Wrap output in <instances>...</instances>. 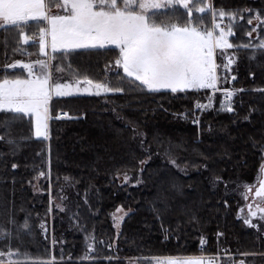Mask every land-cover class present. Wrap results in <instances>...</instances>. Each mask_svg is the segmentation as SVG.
Returning <instances> with one entry per match:
<instances>
[{
	"label": "trees",
	"instance_id": "trees-1",
	"mask_svg": "<svg viewBox=\"0 0 264 264\" xmlns=\"http://www.w3.org/2000/svg\"><path fill=\"white\" fill-rule=\"evenodd\" d=\"M211 2L217 9L264 14V0ZM157 12L158 22L166 16L186 22V13ZM194 16L196 24L210 27V12ZM248 18L240 12L235 21L229 19L232 45L264 41V30L247 35L256 24L249 26ZM42 26L31 21L23 30L31 37ZM20 30L0 28V78L25 75L5 65L25 62L31 53L40 56L38 44L23 41ZM229 50L236 55L230 72L220 69L224 50L215 58L219 82L232 77L229 86L240 89L233 95L232 112L218 105L219 95L217 104L196 109L212 89L150 93L125 84L123 94L54 97L52 116L64 111L68 118L49 120L48 136L38 138L27 116L0 110V121L13 119L10 133L17 141L0 140V228L12 233L11 247L20 253L14 261L31 264L55 256L56 264H128L133 259L153 264L160 257L227 250L235 258H222L221 264L235 259L264 264V222L245 224L239 216L244 202L239 191L245 182L255 184L264 163V49ZM117 51H60L52 71L59 68L68 80L78 71L121 87ZM197 116L198 126L193 124ZM134 129L142 135H134ZM125 173L138 174L142 182L121 183L118 177ZM38 178L42 191L35 193L31 183ZM118 207L128 213L116 232L110 214ZM8 244L0 239V251L7 252Z\"/></svg>",
	"mask_w": 264,
	"mask_h": 264
},
{
	"label": "snow or ice",
	"instance_id": "snow-or-ice-1",
	"mask_svg": "<svg viewBox=\"0 0 264 264\" xmlns=\"http://www.w3.org/2000/svg\"><path fill=\"white\" fill-rule=\"evenodd\" d=\"M56 11L51 10L50 0H0V22L3 26H13L18 29L19 36L27 42L31 38L23 30L30 21L43 23L39 28V53L45 59L25 63L23 60H15L12 64L5 65V69H14L16 65H22L26 75L0 78V110L12 113L13 116H27L32 122L36 137L48 135V121L50 116L49 101L53 96H67L70 93H125L123 85L128 88L147 91L150 93L165 89L172 93L188 89H212L217 90L218 65L216 63V49L232 47H259L264 49V41L260 45H232L229 35L233 34L232 23L223 26L225 18L235 21L237 14L246 12L247 24L255 26L247 33L251 37L252 32L264 30V14L258 9L252 15V9H217L211 0H58L55 4ZM164 9L176 14L186 13V22L179 23V17L175 21L170 16L160 19L161 15L155 10ZM212 14V25L203 27L196 24L194 13ZM243 22V16L240 18ZM201 24L203 21L201 20ZM110 46H115L111 48ZM51 48V55L47 51ZM113 50L117 51L114 65L119 76L118 83L121 87H112L110 81L93 80L80 72L74 73V82H54L51 67L59 51L65 55L69 50ZM232 60L224 65L229 67ZM39 66L37 69L36 66ZM123 69V74L119 69ZM60 71L59 68L56 69ZM224 99L222 108L227 105V111H233L231 98L233 91L222 89ZM264 91V90H262ZM212 107V97L207 103L196 102V109L203 110ZM68 116V113H63ZM245 119H248L246 116ZM193 123H199L193 119ZM13 119L0 121V140H5L9 145L17 143L10 133ZM140 134L134 129V135ZM144 161H141L143 165ZM175 163V160L172 161ZM15 163L12 168H16ZM44 175V173H40ZM67 179V178H66ZM124 181L129 180L127 173L123 174ZM217 181L220 177L215 178ZM245 191L241 193L246 201L248 216L245 224H252V217L264 220V167L258 173V186L253 191V185L245 182ZM225 203H227L225 201ZM120 209H117L119 212ZM243 209H241V212ZM119 219V217H117ZM15 223V221H11ZM255 226V225H253ZM27 228V223L24 224ZM12 233L8 229L0 228V239H8V251H0V257L8 260H0V264H21L20 261H12L13 255L19 256L17 250L11 247ZM204 245V238H201ZM92 247L91 244L88 245ZM63 259V257H61ZM31 264H56V257L51 260L32 261ZM157 264H218L215 257L205 258L203 255L169 256L158 260ZM239 264H244L241 260Z\"/></svg>",
	"mask_w": 264,
	"mask_h": 264
},
{
	"label": "rangeland",
	"instance_id": "rangeland-1",
	"mask_svg": "<svg viewBox=\"0 0 264 264\" xmlns=\"http://www.w3.org/2000/svg\"><path fill=\"white\" fill-rule=\"evenodd\" d=\"M53 1V4L51 3V10L53 11V12H55L56 11V9H55V4L58 2V0H52ZM160 10H162V9H160ZM155 11H157V10H155ZM225 20H227V25L230 23V21H229V19L228 18H225ZM211 25H212V14H211ZM211 25H210V27H211ZM233 35H234V30H233ZM233 35H229V37H228V39L230 40V38L233 36ZM34 40V39H33ZM36 40V39H35ZM37 41V40H36ZM230 42V41H229ZM110 47H115V46H110ZM230 48H227V49H223L225 52L223 53V56H222V58H223V63H222V65L220 66V69H222V70H224V71H228V72H230V70L232 69V67H233V65H234V63H235V60H236V55H235V53L234 52H231L230 50H229ZM219 50H221V49H216V57H217V53L219 52ZM47 51L49 52V54L51 55V48L49 47L48 49H47ZM38 52H39V49H38ZM39 55L40 56H35V54L34 53H31V54H29V55H27L28 57H26L25 58V63H28V62H32V61H36V60H39V59H45V57L42 55V54H40L39 53ZM216 59V58H215ZM228 60H232V63L229 65V67L227 68V69H225V67H224V65L226 64V63H228ZM217 65H218V67H219V62L217 61ZM37 67V69L39 68V66L37 65L36 66ZM15 68H18V69H22L23 71H24V74L26 75L27 73H26V71L23 69V66L22 65H16V67ZM123 70V69H122ZM219 70V69H218ZM51 71H52V67H51ZM52 73H53V77H54V82H57V83H64L65 81H71V82H74V79L73 80H68L65 76H64V74H62V72H61V70L60 71H52ZM219 77V76H218ZM232 78V77H231ZM231 78L229 79V81L228 82H226V83H224V82H219V79H218V84H217V90L214 92V91H212V92H210L209 93V95L206 97V100H205V102L204 103H207L208 102V98L209 97H212V105L214 104V103H216V101L218 100V98H219V102H218V105L220 106V107H222L221 106V101L224 99V94H223V91H222V89H224V88H226L225 87V85L224 84H226V86H227V89H229V90H231V91H233V95L236 93V92H238L239 90H237V89H234V88H232L231 86H229V84H231ZM162 90H165V89H162ZM188 90H192V89H188ZM214 92V93H213ZM80 94H84V95H95V93L93 92V93H75V92H73V93H70L69 95H80ZM101 94H105V93H101ZM217 95H219V97L217 96ZM221 95V96H220ZM233 95H232V98H231V107L232 108H234V106H233ZM217 104V103H216ZM225 110H227V105H225L224 107H223ZM232 112V111H231ZM199 116V115H198ZM198 116L195 118V119H198ZM51 120V119H50ZM49 122V121H48ZM196 126H198V123L197 124H195ZM34 128V127H33ZM34 134H35V130H34ZM36 137V136H35ZM39 138H45V137H39ZM172 163V162H171ZM174 166H177L175 163H172ZM262 166H264V163L262 164ZM178 167V166H177ZM128 174V176H129V180L128 181H124V179H123V174H121L118 178H119V181L121 182V183H126V184H128V185H138V184H140L142 181H141V177L138 175V174H136V175H133V174H129V173H127ZM257 184H258V179H257V181L255 182V184L253 185V191L255 190V187L257 186ZM31 188H32V190L35 192V193H40L41 191H42V188H41V186H40V184H39V178L38 179H36L35 181H33L32 183H31ZM245 191V189H244V187H242V190H240L239 191V193L241 194V193H243ZM58 202V201H57ZM117 209H120V211L119 212H117ZM241 209H243V211L241 212ZM127 213H128V210H126V209H123V208H120V207H118V208H116L111 214H110V217H111V221H112V226L114 227V229L116 230V232H118L119 230H120V227H121V224H122V221H123V219H124V217L127 215ZM239 216L244 220L247 216H248V208L246 207V201L244 200V202H243V204L241 205V208H240V211H239ZM117 217H119V219H117ZM251 219H260L259 218V216H257V217H252ZM263 222H264V220H262ZM86 237H85V235L83 236V240H86L85 239ZM84 242V241H83ZM224 250H226V249H224ZM219 254H223L225 257L224 258H226V257H230V258H235V254H232V253H228V251L226 250V251H223V252H217V253H215V254H210V256L211 255H219ZM199 256V255H198ZM204 256V255H203ZM205 257V256H204ZM165 258H167V257H160V258H158L157 260H155V262L153 263V264H157V261L158 260H163V259H165ZM12 259V261H14V258H11ZM0 260H4V261H7L8 260V258L7 257H0ZM234 261V264H239V262H240V260L238 261V260H233ZM31 263V262H30ZM128 264H147V263H143L142 261H138V260H136V259H133V260H131V261H129V263Z\"/></svg>",
	"mask_w": 264,
	"mask_h": 264
},
{
	"label": "built area",
	"instance_id": "built-area-1",
	"mask_svg": "<svg viewBox=\"0 0 264 264\" xmlns=\"http://www.w3.org/2000/svg\"><path fill=\"white\" fill-rule=\"evenodd\" d=\"M227 20H223V26H226L227 25ZM233 35V34H232ZM63 113H65L64 111H61V112H59L58 113V115L56 116V117H52L51 119H54V118H59V119H66V118H68V116H64L63 115ZM193 124H197V123H193ZM205 256V258H207V257H215L216 258V260H217V262H218V264H221V260H222V258H224L225 256L223 255V254H219V255H204ZM229 264H234V261H231Z\"/></svg>",
	"mask_w": 264,
	"mask_h": 264
},
{
	"label": "crops",
	"instance_id": "crops-1",
	"mask_svg": "<svg viewBox=\"0 0 264 264\" xmlns=\"http://www.w3.org/2000/svg\"><path fill=\"white\" fill-rule=\"evenodd\" d=\"M50 3H52L53 4V1L52 0H50ZM32 21H35V20H32ZM31 22V21H30ZM3 27H5V26H3V23L2 22H0V28H3ZM31 39L29 40V41H27V42H36L37 44H38V46H39V43H38V41H39V32L36 34V35H32L31 37H30ZM34 39V40H33ZM37 41H36V40ZM38 49H39V47H38ZM74 50H78V49H74ZM62 51V50H61ZM60 52V51H59ZM81 95V94H80ZM67 96H69V95H67ZM54 97H57V96H53L52 97V99L54 98ZM52 99L49 101V107H50V103H51V101H52ZM50 116H52V114H51V112H50ZM53 117V116H52ZM33 133H34V128H33ZM34 136H35V134H34ZM48 136V135H47ZM46 136V137H47Z\"/></svg>",
	"mask_w": 264,
	"mask_h": 264
},
{
	"label": "water",
	"instance_id": "water-1",
	"mask_svg": "<svg viewBox=\"0 0 264 264\" xmlns=\"http://www.w3.org/2000/svg\"><path fill=\"white\" fill-rule=\"evenodd\" d=\"M264 167V166H263ZM257 186H258V184H257Z\"/></svg>",
	"mask_w": 264,
	"mask_h": 264
}]
</instances>
